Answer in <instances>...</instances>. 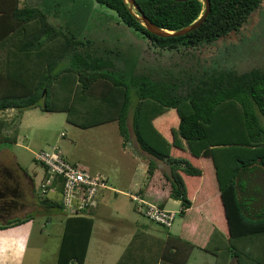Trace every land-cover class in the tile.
Masks as SVG:
<instances>
[{
    "label": "trees",
    "instance_id": "trees-1",
    "mask_svg": "<svg viewBox=\"0 0 264 264\" xmlns=\"http://www.w3.org/2000/svg\"><path fill=\"white\" fill-rule=\"evenodd\" d=\"M96 1L116 11L127 26L157 48L182 51L239 31L262 0H210L211 12L198 29L168 37L147 30L125 0ZM135 1L153 23L168 30L190 24L203 10L201 0ZM84 45L52 23L44 9L21 0H0V111L39 106L44 111H65L69 123L84 129L117 121L127 144L133 110L135 139L150 155L145 187L130 194L137 211L143 213L132 195L142 197L146 189L160 190L167 198L180 200V213L188 219L193 214L203 225L214 227L206 244L186 237V229L182 235L168 233L160 264L167 260L187 264L195 247L215 254V264H229L230 260L264 264V68L238 72L224 51L222 66L221 61L217 65L200 63L201 69L187 70L180 79L173 69L166 82L155 79L153 73L136 72L137 61L126 59L127 46L113 48L115 52L106 46L103 51L110 55H105L92 51L100 49L98 44L92 48ZM121 58L126 63L118 64ZM177 79L193 85L184 94L175 93ZM6 125V119L0 117V143L17 142L19 129L8 134ZM36 161L46 175L45 164ZM0 169L12 173L7 167ZM9 176L13 184L0 185L3 207L9 197L15 198L17 206L21 195L16 175ZM57 187L61 192L62 185ZM39 198L45 208H58L66 214L56 264H84L94 219L86 215L87 210L67 213L61 197ZM167 198L158 204L164 207ZM207 204L213 210L221 209V220L207 215ZM33 215L0 228L22 224ZM130 249L117 264L128 261Z\"/></svg>",
    "mask_w": 264,
    "mask_h": 264
},
{
    "label": "rangeland",
    "instance_id": "rangeland-1",
    "mask_svg": "<svg viewBox=\"0 0 264 264\" xmlns=\"http://www.w3.org/2000/svg\"><path fill=\"white\" fill-rule=\"evenodd\" d=\"M21 3L44 9L52 23L84 42L85 47L92 48L94 45L97 47L98 44L100 49H91L93 52L99 50L100 53L110 55L103 51L106 46V49L123 50L127 46L126 59L131 63L132 60L137 61L136 72L153 73L155 74L153 77L158 80L168 82L170 78L168 79L167 74L173 69L175 77L180 79L185 77L184 72L187 70L194 73L197 68L201 69L200 63L217 65L221 61V52L224 51L238 72L244 73L253 67L264 68V0L252 11L239 31L210 44L182 51H165L157 48L134 28L127 26L116 11L96 0H22ZM113 51L115 52L114 49ZM146 62L149 64L144 65ZM124 63L126 62L123 58L119 59L118 64ZM219 64L222 66V61ZM177 81L174 92L178 94H184L193 85L185 79L183 82L178 79ZM10 110L12 109L0 111V117L6 119L7 125L4 130L11 134L18 128L19 137L17 143L10 141L2 143L1 148L4 151H0V168L3 170L8 166L7 171L12 173L7 174L16 175V181L20 185L18 207L12 215L23 217L34 214L29 220L30 232L20 264H56L66 214L58 208H45L34 197L32 183L25 179L23 173L28 172L37 181L34 194L38 196L44 167L36 161V154L42 150L50 151L57 146L70 162L84 166V169L92 174L96 172L105 174L109 178V185L120 189L128 188L127 183L134 168L138 163H148L150 155L140 149L135 139L132 129L133 110L128 118L130 141L127 144L123 143L124 138L119 132L117 121L84 129L69 123L68 113L65 111H44L40 106L22 111L17 108ZM17 162L20 164L19 169ZM207 162L212 163L211 159H207ZM158 163L163 170L169 171L165 162L158 160ZM4 182L0 180V185H5ZM105 193L106 195L99 197V209L101 211L104 207V210L95 219V233L86 264H102L103 259L114 258V254H117L114 253V247L122 246L124 239L133 234L134 220L149 226L150 232L166 240L169 232L177 233L176 228L188 219L180 213L177 214L173 226L169 229L137 211L125 194H117L111 190H105ZM49 197L58 199L59 195L53 190ZM170 203L167 205L170 209H179L180 203ZM105 216L109 220H106ZM124 217L129 219L128 222L126 220L123 222ZM0 220L5 222L6 218L1 217ZM113 260L111 259L109 263ZM196 260V264L213 263L211 254H206L205 260L199 257Z\"/></svg>",
    "mask_w": 264,
    "mask_h": 264
},
{
    "label": "crops",
    "instance_id": "crops-1",
    "mask_svg": "<svg viewBox=\"0 0 264 264\" xmlns=\"http://www.w3.org/2000/svg\"><path fill=\"white\" fill-rule=\"evenodd\" d=\"M21 2H22V0H21ZM11 109L13 110L14 108H11ZM7 110H9V109H7ZM12 110H10V111H12ZM18 137H19V135H18ZM17 142H18V139H17ZM17 142H14V143H17ZM2 143H4V142H2ZM2 143H0V151H2V150L4 151V149L1 148ZM123 143H124V140H123ZM16 164L18 166L17 168L19 169L20 164L18 162ZM78 166H80L81 168H85L84 166H82L80 164H78ZM6 167H8V166H6ZM23 174H24L25 179H27L28 181H30L32 183L31 185H32L33 195L36 198V200H38V202H39L40 201V198H39L40 197V190H39L38 196H36L34 194L35 189H37V181H35L34 177L31 176L28 172L24 171ZM36 175H37V173H36ZM0 176H1L0 180L5 181L4 178L6 179L5 182L7 183V185L13 184L12 177L7 175L6 172H2L0 174ZM41 177H42V179L40 181V184L45 177V168H44V172H43ZM147 181H148V163H138L136 168H134V172H133L130 180L127 183V187H128L127 189H124V188L120 189V188L113 187L110 185V187L112 189L101 190L100 191L101 193L98 196V200H99V197L106 195L105 190H107V191L111 190L117 194L123 193V194H125V196H128L133 207L136 209L135 202L132 199L130 194L131 193H139L140 190L145 187ZM39 189H40V185H39ZM55 191H56L57 195H59V198L56 200H60L61 193L59 192L58 189ZM49 195H50V193H49ZM140 195L144 199H146L147 201L154 202L157 204L163 203L164 199L167 198L163 192H161L160 190H155V189H146L145 191H143V194H140ZM12 199H15V198L9 197V199L7 200L8 205L5 207L2 206L4 203L0 204V219H1V217L6 218L5 222L0 220V225H6L11 220H14L16 218H26L28 216V214L26 216H23V217H20V216L15 217L14 215H12L14 213L15 209L18 207V206L14 205L16 200H12ZM52 199H55V198H52ZM175 200L176 199H174V198H167V200H165V206L164 207L167 209H170L167 206L168 203H170L171 201H173V202L170 204H175L176 202H178V203H180L179 209L176 210V208H174V206H173L174 209H170V210L179 211V213H180L181 208H182L181 202H180V200H176V202H175ZM99 207H100V200L96 206L90 207L86 212L87 216H90L91 218L94 219V227H93V232L91 235V239H90V243H89V247H88V251H87V255H86V259H85L84 264L87 263L88 254L90 251V246L92 243L93 234L95 233L94 232L95 219L101 213V211L104 210V207H103V208H101V211H100ZM106 208H107V206H106ZM206 212H207V215H210V216L213 214V216H215V218L218 220L222 219L221 218V209L219 211L213 210L212 207L207 204ZM10 215H11V217H10ZM180 215L183 216L184 218H187L186 215H183L181 213H180ZM196 216H198V215H196ZM105 219L109 220V218L106 216H105ZM124 220H126V222H128L129 219L124 217L123 222H124ZM133 222H134L133 234H131V235L129 234L124 239L122 246H118V248L114 247V253L117 252V254L116 253L114 254V256H115L114 258H112V257L108 258L107 259L108 261L106 259H103L102 264H117L118 261L120 260V258L123 256V254L128 250V248H131L130 249L131 255L128 258V261L125 262L124 264H147L146 261L148 262V264H155V263L160 264L161 263V255L163 253V246H164L163 241L165 239H161L160 235L150 232L149 226H147L145 224H140L136 220H134ZM30 225H31L30 221H27V222H24V223L19 224V225L10 226L7 228H0V264H20V259L23 256L25 245L27 243V237H28V234L30 232ZM185 229H186V233H185L186 237H189L190 239H195L196 241H199V242L206 244L208 242L210 236H211V233L213 232L214 227L203 225V222H202L200 217H195V216L191 215V217H189V219L185 220L181 224V226H179V228H176V230H178L177 233H175V232L173 233V231H171L169 233H172L173 235H182L184 233ZM196 250H197V252H196ZM208 253L211 254V256L213 258V263L209 262L208 264H215L216 263V255L212 254L208 251H205L199 247H195L192 249L187 264H189V263L190 264H196V261H197L196 259L198 257H199V259L201 258L202 260H205L206 254L209 255ZM111 259H114V260L112 261V263H109V261H111ZM75 264H78V263H75ZM165 264H172V263H170V260H167L165 262ZM229 264H235V262H233V260H230Z\"/></svg>",
    "mask_w": 264,
    "mask_h": 264
},
{
    "label": "built area",
    "instance_id": "built-area-1",
    "mask_svg": "<svg viewBox=\"0 0 264 264\" xmlns=\"http://www.w3.org/2000/svg\"><path fill=\"white\" fill-rule=\"evenodd\" d=\"M36 159L46 166V175L40 184V195L46 196L62 185L61 202L69 214H81L84 210L98 204V196L103 189H110L109 178L100 172L94 174L66 159L61 150H42ZM112 189V188H111ZM145 216L170 228L179 211L161 207L159 204L132 195Z\"/></svg>",
    "mask_w": 264,
    "mask_h": 264
},
{
    "label": "water",
    "instance_id": "water-1",
    "mask_svg": "<svg viewBox=\"0 0 264 264\" xmlns=\"http://www.w3.org/2000/svg\"><path fill=\"white\" fill-rule=\"evenodd\" d=\"M126 3L129 6V9L132 11L136 19L141 22L147 30L150 32L163 36V37H168V36H182L185 35L191 31H194L195 29H198L207 19L211 12V2L210 0H201L203 3V10L201 14L198 16L197 19H195L193 22L190 24L177 29V30H168L161 28L157 26L155 23H153L146 15L145 13L141 10L139 5L136 3L135 0H125ZM175 1H187V0H175Z\"/></svg>",
    "mask_w": 264,
    "mask_h": 264
}]
</instances>
